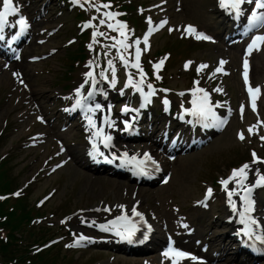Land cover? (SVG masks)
Wrapping results in <instances>:
<instances>
[{
    "label": "rangeland",
    "instance_id": "obj_1",
    "mask_svg": "<svg viewBox=\"0 0 264 264\" xmlns=\"http://www.w3.org/2000/svg\"><path fill=\"white\" fill-rule=\"evenodd\" d=\"M35 2H39V0H35ZM211 4L212 0H183V10L178 13H173V20L178 22L191 19L195 22H203L214 28V26L211 25V20L216 17L214 14L207 11L208 6ZM52 6H54V4H52ZM57 9L58 8H55V11ZM61 22L64 23V26L59 29L58 33L52 37L53 39L51 40V45L59 47V51L55 56L50 57L46 62L41 61L34 65H30L25 61L18 63V67H21L27 75L28 82L33 89V97H43V103L49 101V97L53 94V91L61 90L60 85L58 84L55 86L54 82L55 80L59 81L62 77V71L64 70L62 67H66V62L68 67H71L69 64L71 61L69 53H72L73 50L77 48V43L69 47L62 46L69 37L77 34L74 13L64 12L61 17H59L57 13H54L50 22L43 21L41 27H52ZM180 44H182V47H178V50L182 51L179 52L177 58H179L180 54H189L197 59L215 57L216 47L213 45L189 47V43ZM46 46H43V51L47 49ZM174 46L175 43L173 42V38H169L165 36V34H161L155 38V47L160 50H163L165 47H172L174 50ZM35 48L39 47L36 46ZM240 51V48H234V52L238 54L236 59L232 58V61L235 63L239 61ZM66 54H68L66 56L67 61L64 58ZM261 62L264 64V51L254 57V63ZM176 70L177 67L174 71ZM80 71L81 69L73 71L71 75L73 74L74 77L65 83L73 85L79 77ZM63 79H65V77L61 79V82ZM171 80L174 86L183 87L187 84L184 79L178 80L176 76ZM255 80L264 82V66L260 74L255 76ZM227 82L229 87L230 85H236L237 87L236 90H232L231 92L233 101L237 103L242 97L238 76L233 74ZM69 88L70 86L65 89L68 90ZM14 90L15 93L13 92ZM21 91V87L14 85L12 78L9 76V72L0 73V131L4 128L0 155L11 151L5 160H7V166L11 168L9 171L11 178L16 180V186H14V188L21 186L28 180L39 168L43 159L48 154H52L57 150V145L55 144L53 136L61 135V137L67 138L70 146L69 151L71 150V152L72 148L76 150L79 148L78 146H80V144L78 145L76 142L78 135L76 128L61 133L58 127H56L55 130L51 128L52 132L50 134L51 136H49V143L43 145L47 147L49 150L48 152H43V146L23 149L24 144H22L21 141L23 137L30 132L33 124L36 126V131H49V127L33 123L34 117H29L23 120V123L21 122L23 115L18 116V112L21 110L18 107H21L22 103L19 102L16 105L13 101L17 95H22ZM46 104L51 106L52 103L49 101L46 102ZM262 111L264 113V97L262 99ZM24 114H29V109L24 111ZM7 123L9 125H6ZM237 125H231L224 133L217 135L214 142L206 148L187 156L178 157L172 164L173 176L171 182L167 186H141L139 195L142 196L143 203L154 209L161 208L162 211H165V207H160V201L166 203L170 196H173L176 201H181L182 203L191 202L201 194L202 184L200 180H208L215 177L223 173L225 167L227 168L229 165L235 164L241 159L246 158L247 150H245V145L238 143L235 139V128ZM82 161L83 159H80L79 154H75V160L73 159L72 162L68 163L63 169L51 177L45 178L37 184H32L27 190L28 203L33 205L34 201L40 195L50 190L52 186L58 188L54 197L49 200L46 206L41 210L44 213L52 211L56 214V229L53 230V232L59 230L57 227L58 218L63 214L72 212L79 207L92 206L99 199L113 201L115 199L121 200L125 196L124 188L126 186H124V183H130L127 179H116L107 177L105 174H97V176L102 175L101 179L93 181V175L96 174H93L90 168L86 167ZM128 188L131 189L130 187ZM219 208L220 206L217 204L214 206L212 212L201 213L206 224H204L205 231L210 228L215 232H221L223 230L224 227L221 220L215 218V212H219ZM36 227L39 229V226ZM109 253L110 252H106V250L101 247L91 248L82 252L79 259L75 256L74 252H68L62 248L61 255L56 258L53 264H61L66 258H73L74 264H92L96 260H106ZM64 254L67 256L64 257ZM112 264H139V261L132 256L125 258L118 254L116 260H114Z\"/></svg>",
    "mask_w": 264,
    "mask_h": 264
},
{
    "label": "snow or ice",
    "instance_id": "obj_2",
    "mask_svg": "<svg viewBox=\"0 0 264 264\" xmlns=\"http://www.w3.org/2000/svg\"><path fill=\"white\" fill-rule=\"evenodd\" d=\"M220 4L222 7L226 8V9H230L235 15L240 16L243 15L245 9L242 8V5L245 4H254V7L251 11V15L249 17V30L255 29L257 27H261L264 26V0H220ZM2 5H3V11H0V40H2L3 37V31L6 25H8V16L9 14L15 15L16 13L19 12V7L17 5L14 4V0H2ZM20 26H21V31H23V28L27 26V21L25 18H23L21 16V18L18 20L17 22ZM101 23H103V21H101ZM111 26V25H110ZM121 29H123L125 27V25H121L120 26ZM187 31L191 34V33H195L196 34V38L197 39H203V40H211L212 37L206 35L203 32H197L195 27L193 25H188L187 26ZM121 35H124L123 31H121ZM147 40V37H145V41ZM121 44H123L124 42L121 41ZM137 45L140 43L139 40L136 41ZM264 44V35H256L253 37L252 41L249 43L248 48H247V52L249 54H251V52L253 51V49H259L260 45ZM127 47V45H125ZM139 55H140V49L137 48L136 50V58H137V63L133 65V67H137L139 68ZM17 59L19 57H16ZM123 59V57H121ZM161 63H163V61H161ZM191 63V62H189ZM224 63H226V61L221 60L220 64L223 65ZM157 68L160 67V65H156ZM207 65L202 64L200 65V67L198 68V71L206 68ZM217 72L222 71V68L218 67L216 69ZM15 75L19 76V73H15ZM88 76H91V73L87 74ZM244 79L247 82L248 81V61L247 59L244 60ZM132 80L131 77H129V84H132ZM143 83V70L141 69V81L139 84H136V90L143 92V89L140 87V84ZM197 84L199 83L198 81L196 82ZM149 88H151V85H149ZM221 89H217V91H220ZM77 93L80 92V89L76 90ZM153 92H149V93H144V98L145 101L148 100V97H150L152 94H154ZM196 91H199L201 93H203V97L201 98L202 102L200 104H197L196 99L193 100V105H195L194 108L192 109H185L186 112H190L193 116L196 117H201L203 119H208L209 117H211L213 119V121H215L217 123V125H222L225 121L219 119L215 112L212 110V107L210 106V104L208 103V93L205 92L204 89H193V93L195 94ZM248 91L250 94L254 93V92H259V88L253 89L252 87L248 88ZM91 95V93L89 94ZM81 100H77L76 101V105L75 107H79L81 106ZM165 104L168 103L167 100L164 101ZM253 108H255V103L253 102ZM97 109H100V105H96L95 109H91V111H95ZM74 110V109H73ZM122 111H129V109L127 107H125L124 109H122ZM85 118L88 121V125L91 127H96V122L92 119V117L90 115L85 116ZM105 120L107 121L108 118L105 117ZM114 123V122H113ZM125 125L129 126L127 121H125ZM249 131H252V129H249ZM97 136L100 135V131L98 130L96 133ZM239 138L241 140L244 139V135L243 133L239 134ZM105 141H110L111 140V136H105L104 137ZM262 139H264V137H262ZM107 146V145H106ZM100 155H103V153H100ZM146 159L151 160L150 156H147V154H145ZM253 157H256V154L253 153ZM107 159V158H105ZM115 159H120V157H116L113 154V161L110 162H114ZM123 159L124 162L127 163L129 162V158H128V154L124 153L123 154ZM135 157L131 158V161H135ZM254 162H262L260 161L258 158L254 159ZM144 163V161H140L138 163V167L140 165H142ZM153 163H155V161H153ZM251 165L249 164H244L242 165L240 168L238 169H234L232 171L231 176L228 178V180H222L221 183L225 186L228 185L229 181L231 180H235L237 185H239L243 191H244V196L243 199L246 201V208H245V214H249L254 210V200H252L251 198V193L253 191V189L257 186H264V174H261L258 179L254 182V184H252L251 186H245L244 181L247 179V175L248 172L246 170L250 169ZM140 171L143 172V168H140ZM212 194V189L209 188L207 195L211 196ZM17 195H19V193H17ZM229 197H231L233 195V192H229L228 193ZM231 202V201H230ZM203 203V202H201ZM122 207V206H121ZM233 207L235 208V204H233ZM133 212L135 215L140 216L141 213L135 212V209H133ZM121 219H126V217H117V220H121ZM109 223L115 224V221H110ZM247 223L250 225L246 230L245 233L246 235H248L250 238L254 239V240H259V241H264V230L261 231V233L259 235H256L254 232V227L257 224V219L254 217L249 216ZM101 228H105V225H100ZM111 230V229H109ZM117 234L121 236L122 239H126V240H131L134 232L129 230L127 231V234H125L124 232L121 231H117ZM88 239L87 237L81 235L79 237L78 240L75 241V243L78 245L80 243V241L86 240ZM71 246V245H70ZM165 256H173L174 258L179 257V258H189L190 254L183 252L181 250L169 247V249L164 253ZM191 259H197L196 257H190ZM174 264H178V261L174 260Z\"/></svg>",
    "mask_w": 264,
    "mask_h": 264
},
{
    "label": "trees",
    "instance_id": "obj_3",
    "mask_svg": "<svg viewBox=\"0 0 264 264\" xmlns=\"http://www.w3.org/2000/svg\"><path fill=\"white\" fill-rule=\"evenodd\" d=\"M9 174H8V168L3 165H0V192H2V190H9L12 188L13 186V181H11L8 178ZM0 207V216L1 215H7V221L6 223H2L0 221V225L2 224H10L12 225L13 228L17 227V223L15 222L16 220H18L19 223H21L28 215L27 212L25 210H27L26 207H28L27 204V200H22L18 206H22L23 212L18 211V215L17 212H15L17 208L12 207V209H7L5 208L3 205ZM18 238L13 234L10 233V239L9 241H7L6 243L0 239V254H2L6 260L8 261H12L15 257H13L14 252L18 249ZM45 256V254H40L38 256V260L43 259Z\"/></svg>",
    "mask_w": 264,
    "mask_h": 264
},
{
    "label": "bare ground",
    "instance_id": "obj_4",
    "mask_svg": "<svg viewBox=\"0 0 264 264\" xmlns=\"http://www.w3.org/2000/svg\"><path fill=\"white\" fill-rule=\"evenodd\" d=\"M253 72H254V75H258L259 74V65L258 64L255 65V67L253 69ZM93 179L94 180H100L101 177L100 176H96Z\"/></svg>",
    "mask_w": 264,
    "mask_h": 264
}]
</instances>
